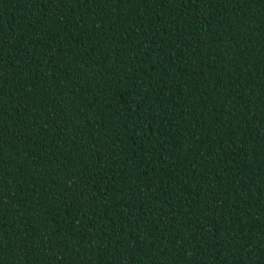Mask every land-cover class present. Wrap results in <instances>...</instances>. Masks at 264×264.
<instances>
[{
  "label": "trees",
  "instance_id": "trees-1",
  "mask_svg": "<svg viewBox=\"0 0 264 264\" xmlns=\"http://www.w3.org/2000/svg\"><path fill=\"white\" fill-rule=\"evenodd\" d=\"M0 264H264V0H0Z\"/></svg>",
  "mask_w": 264,
  "mask_h": 264
}]
</instances>
